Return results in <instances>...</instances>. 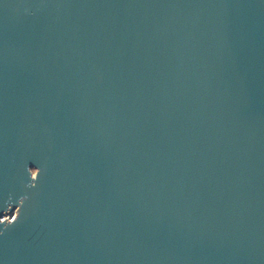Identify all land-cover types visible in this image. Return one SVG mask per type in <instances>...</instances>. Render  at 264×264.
<instances>
[{
	"label": "water",
	"instance_id": "water-1",
	"mask_svg": "<svg viewBox=\"0 0 264 264\" xmlns=\"http://www.w3.org/2000/svg\"><path fill=\"white\" fill-rule=\"evenodd\" d=\"M0 264H264V0H0Z\"/></svg>",
	"mask_w": 264,
	"mask_h": 264
},
{
	"label": "rangeland",
	"instance_id": "rangeland-1",
	"mask_svg": "<svg viewBox=\"0 0 264 264\" xmlns=\"http://www.w3.org/2000/svg\"><path fill=\"white\" fill-rule=\"evenodd\" d=\"M9 216H11V215H9ZM9 216H8V218H9ZM8 218H7V219H8Z\"/></svg>",
	"mask_w": 264,
	"mask_h": 264
},
{
	"label": "flooded vegetation",
	"instance_id": "flooded-vegetation-1",
	"mask_svg": "<svg viewBox=\"0 0 264 264\" xmlns=\"http://www.w3.org/2000/svg\"><path fill=\"white\" fill-rule=\"evenodd\" d=\"M16 214H14V216H15Z\"/></svg>",
	"mask_w": 264,
	"mask_h": 264
}]
</instances>
